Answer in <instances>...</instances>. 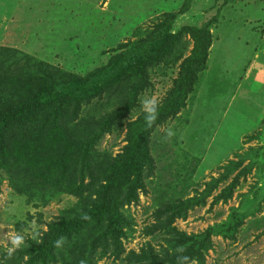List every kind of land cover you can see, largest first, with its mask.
Segmentation results:
<instances>
[{
    "label": "rangeland",
    "instance_id": "1",
    "mask_svg": "<svg viewBox=\"0 0 264 264\" xmlns=\"http://www.w3.org/2000/svg\"><path fill=\"white\" fill-rule=\"evenodd\" d=\"M162 28L175 38L173 49L141 81L133 114L91 147L88 161L124 154L127 126L144 112L142 100L152 99L162 110L172 99L178 112L150 136L153 167L144 170L138 202L124 209L131 225L121 239V256L109 252L101 258L97 251L94 264H129L130 254L150 247L162 255L170 236L163 241L162 233L156 239L146 235L156 224L154 214L190 200L199 205L188 207L171 226L199 239L216 233L204 264H264V0H0V95L18 101L34 75L57 77L62 71L103 86L121 68L137 65L153 44L157 53L154 33ZM207 33L206 68L179 99L172 91L182 61L191 56L193 37ZM133 89L125 87L127 93ZM96 100L103 115L118 108L111 98ZM95 117L82 105L75 123ZM146 130L139 125V135ZM226 189L231 196L220 199ZM42 197L37 189L19 194L1 173L0 264L3 255L19 258L40 244L51 224L77 202L68 195ZM44 199L50 202L43 204ZM235 216L243 217L242 223ZM228 228L233 232L225 235ZM16 237L19 245L13 244ZM27 261L24 257L21 264Z\"/></svg>",
    "mask_w": 264,
    "mask_h": 264
},
{
    "label": "trees",
    "instance_id": "2",
    "mask_svg": "<svg viewBox=\"0 0 264 264\" xmlns=\"http://www.w3.org/2000/svg\"><path fill=\"white\" fill-rule=\"evenodd\" d=\"M164 30L156 29L154 33L157 53L153 52V44L139 56L137 65L121 68L103 86L99 83L91 85L62 71L57 77L34 75L33 80L24 84L18 101L0 95L3 98L0 101V175L7 173L19 194L37 189L44 195L42 199H55L61 195L77 199L74 207L65 210L68 216L51 224L40 244H32L28 252L18 253L19 258L3 255L5 263L2 264H21L24 257L28 258L26 264H94L98 252L102 253L101 258L107 257L109 252L116 259L121 256V239L126 237L125 230L131 225L124 209L138 202V192L145 189L144 170L153 167L148 148L150 136L156 127L178 112L176 102L166 100L162 110L157 109V118L151 127L145 123L144 112L128 124V144L124 154L116 160L100 157V164L95 159H88L91 147L133 114L136 95L144 89L141 81H147L150 68L173 49L175 38L164 35ZM189 31L192 35L196 33L193 29ZM193 40L191 56L182 61L178 80L173 86V96L179 99L191 92L207 64L211 36L207 33L202 38L193 37ZM128 84L134 89L127 93L125 87ZM106 97L118 107L112 115H103L96 105L97 98ZM82 105H89L96 117L75 123ZM142 123L147 130L139 135L138 128ZM26 129L35 132L36 137L29 135ZM231 194V189H226L220 199ZM45 200L43 204L50 202ZM186 202L185 205L158 209L154 214L156 224L146 230V235L154 239L157 233H162L160 240L163 235L170 236L164 238L168 245L162 248V255H157L150 247L141 255L130 254L129 264L205 263L211 237L216 233L211 230L199 239L179 233L171 226L176 219L185 217L188 207L199 205L193 200ZM169 213L171 216L167 217ZM235 218L242 223L243 217ZM226 232L228 235L233 229L228 228Z\"/></svg>",
    "mask_w": 264,
    "mask_h": 264
},
{
    "label": "clouds",
    "instance_id": "3",
    "mask_svg": "<svg viewBox=\"0 0 264 264\" xmlns=\"http://www.w3.org/2000/svg\"><path fill=\"white\" fill-rule=\"evenodd\" d=\"M143 111L145 113L144 120L148 127H151L152 123L157 118V109H156V103L152 99H144L141 101ZM21 243V238L16 237L13 240V244L19 245ZM183 259H187V257H184Z\"/></svg>",
    "mask_w": 264,
    "mask_h": 264
}]
</instances>
